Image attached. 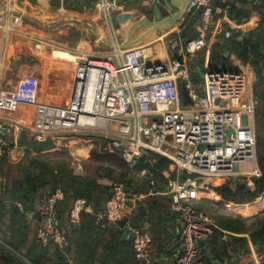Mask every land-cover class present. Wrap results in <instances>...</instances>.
<instances>
[{
	"label": "crops",
	"instance_id": "0c3cea01",
	"mask_svg": "<svg viewBox=\"0 0 264 264\" xmlns=\"http://www.w3.org/2000/svg\"><path fill=\"white\" fill-rule=\"evenodd\" d=\"M98 1L16 0L14 4L11 0H0V91L32 88L37 91L40 102L62 105L69 96L74 63L80 58L88 56L116 63V52L151 43L154 60H179L182 53L170 51L171 41L195 38L200 33L201 11L191 3L183 11L181 19L167 30L160 35L157 32L148 35L151 15L144 9L151 0H110L115 2L117 10L109 15L97 9ZM213 7L214 30L221 37L226 32L232 33V37L220 45L211 37L208 39L207 49L193 60V80L202 83L206 74L219 70L244 75L249 82L246 97L255 101L254 126L263 119L264 127V56L261 54L264 48V15L260 12L264 0H214ZM140 22L142 24L138 25ZM257 26L261 28L260 38H256L258 56L252 59L259 60L258 69L238 54L249 31ZM34 116L35 111L31 107L1 114L2 118L21 126L32 123ZM102 155L105 153L96 142L86 137L37 142L26 132L0 136V264L139 263L131 244L124 238V229L96 217V214L107 210L110 188L116 183L113 179L100 180L97 188L89 189L86 198L89 201L85 200L93 205V213L83 214L85 218L82 216L80 226L70 224L75 202L72 197L86 189V183L96 179L98 166L95 159ZM155 155L144 154L142 160L154 165L157 163ZM76 170L81 174H75ZM243 173L249 172L240 171L239 174ZM161 175L162 183L152 180L145 170L131 175L136 191L147 196L140 205L145 211L140 212L138 207L134 223L152 237L151 254L155 263L174 264L182 251V223L179 216L171 211L168 181L190 178L201 186L210 182L206 181L207 178L182 174L171 162ZM72 178L80 181L74 182ZM54 180H62L60 184L64 188L70 184L74 188L67 199L64 190L57 189L64 194L57 210L66 244L50 242L44 246L37 241L35 232L40 222L41 200L52 193ZM228 183L227 179L220 181L221 187ZM8 194L11 195L9 200ZM25 194L29 196L27 199L22 197ZM216 195L219 204L225 202L221 195ZM205 196L210 195L204 193L195 205L196 202L213 201ZM256 198L247 202L255 207ZM260 210L257 207L255 211L258 213ZM243 256L240 252L233 255L231 264H244L250 260L251 254L248 258Z\"/></svg>",
	"mask_w": 264,
	"mask_h": 264
},
{
	"label": "built area",
	"instance_id": "2783aa9c",
	"mask_svg": "<svg viewBox=\"0 0 264 264\" xmlns=\"http://www.w3.org/2000/svg\"><path fill=\"white\" fill-rule=\"evenodd\" d=\"M213 1L192 0V6L201 11L199 35L187 41L175 39L169 45L171 52L182 53L181 60H154L151 43L116 52V63L82 57L74 63L69 96L62 105L40 102L32 88L0 91L2 137L15 132H26L37 142L86 137L96 142L103 153L120 155L130 168L144 154L153 153L168 159L182 174L212 179L202 186L190 178L168 181L170 208L182 223V251L174 264H217L202 257L199 245L211 240L215 232L221 233L223 243L242 237L221 229L213 218L196 208L195 201L202 199L204 193L213 199L217 193L215 181L232 180L239 174L240 165L255 163L257 158L255 101L246 97L247 78L219 70L206 74L202 83L193 81V60L207 49L208 39L211 37L220 45L232 37L230 32L221 37L214 30ZM11 2L15 4L16 0ZM96 7L108 15L117 10L110 0H99ZM181 89L188 91L193 106L183 104ZM21 107L35 111L29 125H16L1 117L16 113ZM82 117L86 118L84 122ZM255 173L252 176L256 178L263 175L260 170ZM75 174L81 172L76 170ZM63 197V192L57 190L41 200L35 234L44 246L50 242L66 244L57 210ZM146 199V194L133 193L124 183L116 182L107 210L96 217L110 225L127 219L124 236L138 264H156L151 254L152 237L133 223L138 207ZM256 204L264 210V190L257 196ZM92 207L85 199H77L70 224L80 226L83 214L93 213ZM244 264H264V252L251 248L250 260Z\"/></svg>",
	"mask_w": 264,
	"mask_h": 264
},
{
	"label": "trees",
	"instance_id": "16d2710c",
	"mask_svg": "<svg viewBox=\"0 0 264 264\" xmlns=\"http://www.w3.org/2000/svg\"><path fill=\"white\" fill-rule=\"evenodd\" d=\"M260 32H261V28L259 26H257L255 30L249 31L248 35L244 39L241 52H238L239 56H241L246 62H250L257 69L259 66V60L257 59L254 60L252 59V57L258 56V53H256L257 51L256 50V38H260L259 36ZM181 40H184V39H181ZM187 40H190V39H186L184 41H187ZM217 69L218 67H216V70ZM155 158L157 159V163L154 165L150 163H144L145 162L144 160H140L134 168H130L127 165V163L124 161V159L118 154H105V155L99 156V159L98 157H96V159L103 162L104 165L103 164L99 165L98 168L96 169V179H93L89 181L88 183L84 182L86 183L87 188L82 190L81 192H76L78 194L74 195L72 199H74V201H76L77 199H86L89 195V189L97 188L100 184V180H105V179H113L117 183L118 182L124 183L127 186L129 191L133 193H141V192L136 191L134 184L132 182L131 175L134 173L142 172L144 170L147 171V173H149V175L152 176V180L162 183L163 178L161 175V171L169 167L170 161L166 160L165 158L158 157L156 155H155ZM105 162L110 163L111 166L107 167L105 165ZM257 165L259 167V170L263 173V175L262 177L256 178L253 180L254 185H255L254 190L248 188L246 184L241 183L237 185V188L235 191H233L230 188V186L227 184L220 188H217L216 192L219 195H221L225 200L240 202L241 197L243 198L246 197L249 201H251L255 199L264 190V140L261 137L258 140ZM72 180L74 182L80 181V180H76L75 178L74 179L72 178ZM61 181L62 180H56V181L54 180L51 183L52 193H54L57 189H62L64 190L65 195H66L65 199H67L68 195L71 193L70 190L72 189L71 191H74L73 184H70L68 187L65 186L64 188L60 184ZM102 186L103 185H101V188ZM110 189H112V187ZM22 197L24 199L25 198L27 199L29 196L25 194V196H22ZM23 198L21 199L23 200ZM86 200L89 201L88 199ZM205 203H210V202L201 201L200 204L196 206V208L203 210L201 208L203 207L202 205ZM84 215H83V219L85 218ZM260 215H264V210L260 212ZM213 219L215 220V222L221 229L227 230L231 233L238 234V235H241L245 232V228H246L245 221L242 220L240 216L215 215L213 216ZM133 223H134V220H133ZM250 241L252 242L253 246L257 248L256 249L257 252L259 253L264 252V220L259 222V226L257 227V230H255L250 236ZM199 247H200V253L205 260L209 261L207 255L209 253H212V255L215 258V261L218 264H226L227 260L230 262L232 259V256L239 252L241 253L242 252L241 250H244V252H247V253L250 252V249H249L250 246L246 238L234 237V238H231V241L229 243H223L221 242L220 232H215L211 240L201 243ZM4 259L7 260L8 258L4 257Z\"/></svg>",
	"mask_w": 264,
	"mask_h": 264
},
{
	"label": "rangeland",
	"instance_id": "374dc122",
	"mask_svg": "<svg viewBox=\"0 0 264 264\" xmlns=\"http://www.w3.org/2000/svg\"><path fill=\"white\" fill-rule=\"evenodd\" d=\"M261 121H262L261 124L259 122L255 123L256 138H257L256 139V141H257V150H258V140H259V138L261 137L264 140V127L262 126L263 125V119ZM256 163H257V158H256ZM95 164H96V166H99V165H102V164L104 165L103 162H101L100 160H97V159H95ZM105 165L107 167L111 166V164L108 163V162L107 163L105 162ZM239 168H240L241 172L247 171L249 173H247V174L243 173L241 175L240 174L236 175V176H238V180L236 182H233V180H229L228 181L229 182L228 185L232 184L231 185L232 186L231 189L233 191H235L236 188H237V185L241 184V183L242 184H246L247 187L250 188V189L251 188L255 189V187H253V183H252V181L254 179H256L255 176H252V172H253V169H254L253 162L249 161V162H247L245 164L240 165ZM207 179H208V180H206L207 182H212V179H210V178H207ZM217 181L214 182L216 187L221 185V184H219V182L221 180L218 179ZM212 198H213L212 199L213 201H211L210 203L203 204L202 205L203 207L201 209H203V211L205 213H207L211 218H213V216H215V215H235V216H240V218L245 221V226H246L245 232L243 234H241V236L248 240V243H249V246H250V248H249L250 251H251V248H252L254 251L257 252V250H256L257 248L254 247L252 242L250 241V236L252 235V233L255 230H257V227L259 226V222L264 220V215H260V212H262L263 210H260V212L257 213L258 210L257 211H255V210L257 209L258 205L255 204V207H253L251 203L247 204L248 203L247 201H249V200L246 197L245 198L241 197L240 198L241 199L240 202L225 200V202H222L221 204L218 203L220 201L215 196H213ZM198 204H200V203L196 202V205H198ZM238 204H241V205L243 204V206H240V205L237 206ZM249 208H251V209H249ZM236 235H238V234H236ZM232 238H234V237H232ZM241 251H242L241 252L242 255H244L243 257H246V258H248V256L251 254V252L247 253V252H244V250H241ZM231 263H232V261H230V262L228 261V264H231Z\"/></svg>",
	"mask_w": 264,
	"mask_h": 264
},
{
	"label": "water",
	"instance_id": "95a60500",
	"mask_svg": "<svg viewBox=\"0 0 264 264\" xmlns=\"http://www.w3.org/2000/svg\"><path fill=\"white\" fill-rule=\"evenodd\" d=\"M191 2H192L191 0H157L156 2L151 1L149 5L146 6L144 9V11L147 14L151 15V20H150L151 25L149 28L150 30L148 32V35L154 32H157L160 35L162 31L167 30L168 27L174 24V22L179 21L183 15V11L187 7V5ZM260 12L264 15V7L260 9ZM140 24L142 23L141 22L138 23V25ZM257 45L260 46L259 44ZM261 54L264 56V48L261 50ZM179 60L181 59L179 58ZM262 76L264 77V68L262 70ZM181 97H182V101L184 105L186 106L194 105V102L190 98L187 90L181 89ZM232 180L233 182H236L238 180V176H234ZM218 187H221V185ZM10 196H11L10 194L7 195V200L10 199ZM205 197L206 199H209L208 196H205ZM139 211L143 213L145 211L144 207L140 206ZM126 222H127V219H123L122 221L118 222L117 225L120 228H124ZM207 257L210 261L215 262V258L212 255V253H209Z\"/></svg>",
	"mask_w": 264,
	"mask_h": 264
},
{
	"label": "bare ground",
	"instance_id": "6f19581e",
	"mask_svg": "<svg viewBox=\"0 0 264 264\" xmlns=\"http://www.w3.org/2000/svg\"><path fill=\"white\" fill-rule=\"evenodd\" d=\"M84 120H86V118H85V117H82V118H81V121L84 122ZM253 167H254L253 172H254V171L256 172L257 169H258V173H255V174H259V167H258V165H257L256 162L254 163ZM253 172H252V174H253ZM238 173H240V171H239Z\"/></svg>",
	"mask_w": 264,
	"mask_h": 264
}]
</instances>
